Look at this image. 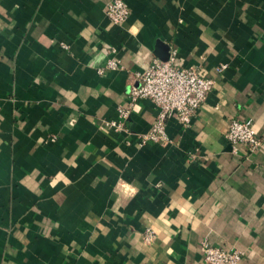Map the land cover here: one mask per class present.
Masks as SVG:
<instances>
[{
    "label": "crops",
    "instance_id": "crops-1",
    "mask_svg": "<svg viewBox=\"0 0 264 264\" xmlns=\"http://www.w3.org/2000/svg\"><path fill=\"white\" fill-rule=\"evenodd\" d=\"M112 1L0 0V264H207L203 243L264 264V0H122L121 25ZM171 49L215 84L142 142L154 105L118 108Z\"/></svg>",
    "mask_w": 264,
    "mask_h": 264
},
{
    "label": "built area",
    "instance_id": "built-area-1",
    "mask_svg": "<svg viewBox=\"0 0 264 264\" xmlns=\"http://www.w3.org/2000/svg\"><path fill=\"white\" fill-rule=\"evenodd\" d=\"M106 14L114 25L123 24L130 15L129 6L122 0H113ZM108 68L115 63L109 61ZM225 68L220 67L217 72ZM137 85L130 87L128 103L118 108L119 115L128 120L133 108L142 100L150 101L157 110L155 123L150 131L139 135L142 142L167 144L170 137L167 123L175 119L182 127L188 128L200 107L212 91L215 80L208 77L197 66L185 67L178 58L177 49H171L167 61L153 58L145 69L137 73ZM225 138L236 152L239 145H246L249 151L258 149L262 141L257 136L252 120L232 119L229 122ZM149 233L147 239L151 240ZM204 260L207 264H239L243 253L203 243Z\"/></svg>",
    "mask_w": 264,
    "mask_h": 264
},
{
    "label": "water",
    "instance_id": "water-1",
    "mask_svg": "<svg viewBox=\"0 0 264 264\" xmlns=\"http://www.w3.org/2000/svg\"><path fill=\"white\" fill-rule=\"evenodd\" d=\"M158 47H162V45L159 44ZM169 55H170V53H169L168 51H167V52L164 51V53H162V54H160V55H158V56H159L160 60H162V61H167L168 58H169Z\"/></svg>",
    "mask_w": 264,
    "mask_h": 264
}]
</instances>
